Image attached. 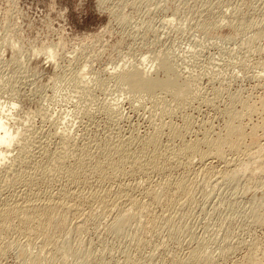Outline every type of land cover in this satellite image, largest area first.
<instances>
[{"label": "rangeland", "instance_id": "rangeland-1", "mask_svg": "<svg viewBox=\"0 0 264 264\" xmlns=\"http://www.w3.org/2000/svg\"><path fill=\"white\" fill-rule=\"evenodd\" d=\"M212 24L220 25L214 29ZM263 47L264 0H0V114L10 130L31 128L29 141L43 140L48 153L63 130L78 146L91 139L98 145L110 137L141 139L160 122L161 109L152 106L151 92L138 93L130 81L132 70L140 69L155 81L177 86L180 97L156 92L165 106L176 108L181 97L197 96L174 117L163 118L177 128L188 120L187 141L206 129L221 132L223 109L234 97L256 107L255 115L244 118L248 134L255 125L264 129L259 106L264 99ZM13 152L7 151V157ZM43 157L37 155L40 161ZM258 165H244L240 172L260 168L263 177L264 165ZM246 182L194 187L190 206L174 211L172 227L180 244L164 229L157 230L147 235L149 246L135 256L130 247L134 233L124 239L106 235L101 219L102 225L93 226L96 230L67 236L69 244L60 243L58 258L49 264L82 263L79 252L87 244L103 258L101 264H122L125 251L142 264H172L171 253L181 259L200 241L208 255L203 253L217 264H239L250 249L264 248V186ZM50 185L40 188L54 192L59 183ZM223 241L230 243L232 253L219 259L217 247ZM40 252L33 249V254ZM0 264L25 261L11 249Z\"/></svg>", "mask_w": 264, "mask_h": 264}, {"label": "bare ground", "instance_id": "bare-ground-1", "mask_svg": "<svg viewBox=\"0 0 264 264\" xmlns=\"http://www.w3.org/2000/svg\"><path fill=\"white\" fill-rule=\"evenodd\" d=\"M218 25L211 28H219ZM261 78L264 81V77ZM130 81L138 93L151 92L152 106L161 109L160 120L158 118L160 122L152 124L151 132L141 139L128 137L122 141V138L118 140L110 137L102 145L91 139L78 146L71 141V133L63 130L57 134L60 138L59 146L48 153L43 148V140L33 141L30 138L33 143L29 141L33 133L31 128L11 131L5 122L6 117L0 114V258L12 249L19 253L25 264L40 261L53 263L58 258V246L66 243L67 236L86 233L89 227L92 228L101 219L105 222L106 235L109 233L117 238L126 237L131 231L134 233L130 247L136 256V253L149 246L147 235H153L157 230L164 229L173 241L180 240L172 227L174 218H177L174 217V211L192 202L191 193L198 184L199 187L206 184L215 189L219 185H230L245 178L249 184L260 181L264 186V175H259L260 168H250L247 173L245 171L246 176L244 171L240 172L246 167L244 165L249 167L259 164L261 168L264 165V129L250 125V131L246 134L243 125L244 118L248 119V116L256 112V107L247 103L248 100L239 102L237 97L231 98L223 109L226 120L221 132L206 129L200 136L187 141L185 137L191 131L188 120L181 128H177L174 124L166 123L163 118L174 117L177 111L195 100L196 95L181 97L178 107H168L160 101L158 95L156 97V92L167 90L179 96L176 85L168 86L155 81L148 72L140 69L132 70ZM259 101L257 103L263 111L264 99ZM238 104L242 106L239 108L241 111L236 109ZM245 137H248L247 142ZM11 148L13 151L16 149V152L7 157L6 153ZM39 154L44 156L42 161L37 159ZM177 171L179 174L175 173ZM55 182L59 183L56 191H46L45 188V191L41 190V185ZM81 205L90 210L83 211L85 207L82 210ZM99 224L102 225V222ZM200 242L181 259L174 258L175 255L171 253L172 264H217L214 258L206 256L207 251ZM229 244L223 241L217 247L218 253L215 252L219 259L232 253ZM89 245L83 253L79 252L80 264H101L103 258L94 254ZM36 248L41 251V255L33 254ZM130 252H124L122 264H142ZM243 258L239 264H264V248L250 249Z\"/></svg>", "mask_w": 264, "mask_h": 264}]
</instances>
